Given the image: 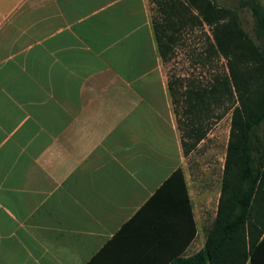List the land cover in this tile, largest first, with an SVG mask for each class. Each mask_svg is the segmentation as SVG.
<instances>
[{
	"label": "crops",
	"instance_id": "crops-1",
	"mask_svg": "<svg viewBox=\"0 0 264 264\" xmlns=\"http://www.w3.org/2000/svg\"><path fill=\"white\" fill-rule=\"evenodd\" d=\"M153 3L0 0V264L204 247L231 126L217 140L214 99L169 75Z\"/></svg>",
	"mask_w": 264,
	"mask_h": 264
},
{
	"label": "trees",
	"instance_id": "trees-1",
	"mask_svg": "<svg viewBox=\"0 0 264 264\" xmlns=\"http://www.w3.org/2000/svg\"><path fill=\"white\" fill-rule=\"evenodd\" d=\"M238 1L251 8L261 43L244 29L235 9L216 0H156L153 25L164 59L181 27L211 26L214 51L227 60L228 72L193 93L201 106L209 95L232 110L216 218L204 247L170 264H264V9L258 0Z\"/></svg>",
	"mask_w": 264,
	"mask_h": 264
},
{
	"label": "rangeland",
	"instance_id": "rangeland-1",
	"mask_svg": "<svg viewBox=\"0 0 264 264\" xmlns=\"http://www.w3.org/2000/svg\"><path fill=\"white\" fill-rule=\"evenodd\" d=\"M220 6L235 9L240 17L244 29L252 39L261 43L256 34V20L249 6L242 7L238 0H216ZM264 9V0H258ZM153 15L156 5H152ZM166 68L171 78L180 80V86L196 84L199 87L209 85L214 76L228 72L227 60L214 51V37L212 28L207 23L197 22L181 27L173 44V49L166 61ZM185 88V87H184ZM186 89H183V91ZM228 104L216 105L214 124L215 138L222 142L231 126L232 110Z\"/></svg>",
	"mask_w": 264,
	"mask_h": 264
}]
</instances>
